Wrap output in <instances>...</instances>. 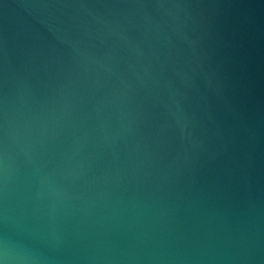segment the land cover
<instances>
[{
    "label": "water",
    "instance_id": "obj_1",
    "mask_svg": "<svg viewBox=\"0 0 264 264\" xmlns=\"http://www.w3.org/2000/svg\"><path fill=\"white\" fill-rule=\"evenodd\" d=\"M0 264H264V0H0Z\"/></svg>",
    "mask_w": 264,
    "mask_h": 264
}]
</instances>
